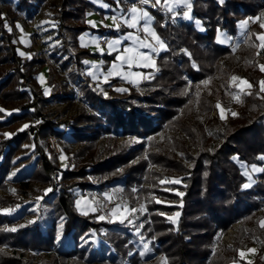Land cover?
Segmentation results:
<instances>
[{
  "label": "trees",
  "instance_id": "trees-1",
  "mask_svg": "<svg viewBox=\"0 0 264 264\" xmlns=\"http://www.w3.org/2000/svg\"><path fill=\"white\" fill-rule=\"evenodd\" d=\"M42 1L47 0H2L7 9L22 10L28 17ZM133 1L120 0L119 8L116 0H60L58 8L48 1L51 8L46 12L54 25L41 29L51 55L59 60L60 69L74 62L70 77L93 110L81 104L59 123L48 111L49 95L37 81V62L42 61L16 52L14 34L5 29L0 17V244L48 249L50 259L43 264H57L60 259H69L68 264H157L160 252L172 264H264V227L259 221L264 215V172L252 171L257 165L264 169L260 159L264 156V91L259 83L264 52L253 46L258 45L257 34L264 30V0H191L192 19L183 17L186 9L182 5L174 6L172 13L150 7L167 49L158 51L154 71L141 81L143 93L138 92L137 84L119 82L115 76L98 85L85 72L84 61L85 55L96 52L81 48L78 42L80 33L88 28L101 34L115 31L90 24L89 12L119 14ZM245 15L255 17L244 40L233 49L229 39L220 40L219 32L230 38L240 35L238 22ZM70 20L74 24L68 26ZM238 62L237 75L250 81L251 87L229 84L224 67L233 68ZM213 73L215 78L210 77ZM234 97L235 115L222 119L210 114L216 101ZM163 126L176 134L163 132V141L155 139L151 134ZM50 131L67 144L78 142L76 152L86 149L95 162L61 164L59 153L45 141ZM111 132L124 137L99 151V135ZM132 135L149 136L147 147L144 139L131 144ZM184 135L196 145V153L188 151L190 143L183 145ZM179 144L191 166L183 165V156H166V148ZM144 149L151 161L161 164L160 175L167 179L164 186L152 187L157 196L150 198L147 212L129 224L127 219L124 223L118 218L99 220L77 210L76 193L87 185L99 190L120 185L132 197L130 184L146 178L149 170L144 156L129 161ZM119 164L124 169L115 174ZM87 171L107 177L91 183L85 177ZM244 184L251 186L244 188ZM29 186L39 193L29 196ZM141 220L145 224L139 228ZM235 221L237 234L232 244L223 246L220 234ZM246 239L256 246L250 260L242 259L237 251ZM212 244L221 253L211 250ZM29 262L15 250L0 249V264Z\"/></svg>",
  "mask_w": 264,
  "mask_h": 264
},
{
  "label": "rangeland",
  "instance_id": "rangeland-1",
  "mask_svg": "<svg viewBox=\"0 0 264 264\" xmlns=\"http://www.w3.org/2000/svg\"><path fill=\"white\" fill-rule=\"evenodd\" d=\"M48 1L49 0L40 2L39 7H37V10L30 17H28L22 12V10H14V8L7 9V7L3 4L2 0H0V13L3 14V17L1 18L3 20V25L5 29L8 32H11L12 34H14L13 35L14 36V46H15L16 52L19 54L23 52L24 53L23 56H26L28 58L31 56L35 58L37 61L38 60L42 61V63L37 62L38 68H39L38 69L39 71L37 73V81L39 85L43 88L44 93H47L49 95L47 98L48 99L47 103H46V107L48 111L52 115L53 120L59 123V122H63L67 120L76 111L77 107L81 104H83L85 106V109H87L88 111H93V110L89 106L88 103L82 100V97L80 95L81 91L79 89L80 87H78V85L70 77L71 74L69 73V70L71 71L74 69V62L72 61L70 62L68 67L60 69L58 68V65H57L59 60H57L56 57H53L51 55V48L48 46L47 41H46L47 35H45L46 33H44L41 29L42 27L54 25L53 17L51 16V14H48L46 12V8L48 6H49L48 8H51L50 5L48 4ZM52 1L55 2V5H54L55 8H58V6H60L59 5L60 0H52ZM132 4H136V3L133 2ZM174 6L176 7L178 5H174ZM139 7H145V10L149 12V14L153 17V20H154L156 15L152 11L151 8H148V7H151L150 5H147V6L142 5ZM105 15L107 16L109 14H105ZM254 17L255 16L253 15L252 16L245 15L244 17L241 18L243 21H247L248 23L246 25V28L244 29L240 28L241 30L240 35H235V36H232L231 38L229 37V40H230L229 44L233 46V49H236L241 43V41L244 40L243 38L250 26V23L253 22ZM39 18L41 19L40 26H38L37 24V21L39 20ZM97 19L96 20L95 18L92 19V22H93L92 25L94 24L95 26H99ZM73 24H74L73 20L67 21L68 26H71ZM5 25H7V27ZM17 25H19L20 27L18 28ZM101 26L105 27L104 25H101ZM152 27L155 29V31L159 35L157 31L158 29H156V25L153 21H152ZM9 28L11 29V31L8 30ZM99 32L100 31L91 30L90 28L85 29L83 31V34H84L83 38L85 36L88 39L89 46L87 47L95 52L104 51L105 45H103L101 42L98 41V36L100 34ZM137 35H140L142 37L144 36L139 33H137ZM79 36H81V33ZM258 36H264V31L259 32L257 34V37ZM110 37H113V34H111ZM258 45H259L258 49L264 52V41L259 39ZM139 51L148 53L149 55H151L153 57V60L155 61V67H156V56L152 54V51L150 49L143 48V49H140ZM94 54L95 53H90V55H85L84 56V59H86L85 61L90 63L93 60L94 61L97 60V57ZM64 57L65 56H62L59 58H64ZM261 64L264 65V62ZM238 66H239V62L238 64L233 63L232 64L233 68H229L226 66L224 67L225 70H227V77L230 82L229 84L230 85L235 84L239 88L243 86H249L250 81L245 79L243 76L237 75L239 71ZM155 67L149 66L146 68L153 70L155 69ZM233 76H236L240 79L233 81L231 79V77ZM210 77L215 78L216 73H213L212 75H210ZM186 80L188 83L192 82V78L188 75H186ZM260 80L264 81V71L261 75ZM203 81L204 79H200L201 83H205ZM244 81H247V83H244ZM119 82H122V80H120ZM137 85H138L137 86L138 92L143 93L145 91L144 84L140 82ZM194 91H196V89H194ZM65 93H68L69 95H64ZM234 102H235V97L227 102L216 101L215 105L210 108L209 112L212 116H218L219 118L223 116V119H224L228 114L234 113V110H235L233 107ZM134 103L136 105L139 104L138 101H134ZM217 104L220 105V108L216 107ZM154 113L155 112L152 111L151 114H154ZM200 117L201 118L204 117V114L202 112L200 113ZM203 126L204 128H206L207 124ZM194 130L196 131V127H194ZM163 132H166L168 135L174 134V133L176 134L174 129L163 126L161 129L156 130L151 135L154 136L155 139L158 138L163 141L162 139ZM49 134H54V136L56 137L57 143H58L57 144L58 151L54 150L51 140L49 139ZM109 135L107 133H101L99 135L98 137L99 142H97L99 151L103 150L107 146V144L112 146L116 142L121 141L124 137L123 134L121 133L116 134L115 132H111ZM148 137L149 136H145V138L143 137L141 138L140 135L139 136L132 135L131 137H129V140H130V143L133 144L135 142H139V141H142V139H144L145 147H147L148 145L147 141L149 140ZM184 138L185 139L183 140V145L189 144L190 138H188L187 135H184ZM45 141L48 143L49 148H51L53 152L59 153L61 164L72 166L74 164H80L83 162H87V164L95 162V158L90 157L87 154L86 149L79 150V152H76V150L79 148L78 142L67 144V142H65L63 139L58 137V135L53 131H50L46 134ZM181 144H179L178 146L174 148H170V149L166 148L167 149L166 156H168L169 159L173 157L183 156L182 157L183 165L185 164L186 166H191L190 159L184 156L185 150H183ZM168 145L169 144H167L166 146ZM188 151L191 153H196L197 152L196 145L193 143H190V145L188 146ZM141 156L142 157L144 156L145 159L148 161L146 167L149 170V172L146 178L142 177L143 179L141 178H140L141 180L139 179L140 182L139 180H136L130 184L133 199L126 192V188L120 185L103 186L102 189L100 190L96 187H91V186L88 187L87 185L83 188L82 192L79 191L76 193V196H75L76 198L74 199V202H75V207L77 208V210L83 213L94 214L95 217L97 218L99 216H104L109 219H114V218L122 219L124 217H127L130 220L134 217L140 216L141 214L147 212V209H148L147 204L150 198L157 196L152 187L156 185L164 186L162 185L163 184L162 182L167 181V179L165 178V176L160 175L163 169L161 164H159L158 162L156 163L155 161H151L145 149L143 150L142 153L140 152L134 153V155H132V157L130 158L129 163L138 160L139 158H141ZM255 167L260 168L259 165ZM115 168L116 170L114 172L116 174L120 170L124 169V165L119 164ZM85 177L87 178V181L89 180L91 183L98 184L100 179L101 180L105 179L107 175L104 176V175H101L100 172L87 171L85 173ZM75 178L77 179L80 177L75 176ZM172 179L178 180V177H172ZM141 187L143 188L147 187L148 189H143V188L141 189ZM76 190L78 191L77 187H75L74 191ZM147 190L150 191L149 194ZM0 192H2L1 189H0ZM27 193L29 196H32V195L34 196L39 193V189L36 188L35 186L34 187L29 186L27 187ZM15 195H18L19 197L23 196V194L19 192H16ZM139 195H140V198H138ZM77 202H79V208L77 207ZM116 205H126L128 208L137 209V211L131 215H129L127 211H118L116 215H112L111 210ZM141 206H143L144 211H140ZM93 207L97 209L95 212L91 211ZM260 218H261L259 220L260 223L264 222V215H262ZM140 222L141 223L138 224L139 228H141L140 225L145 224L143 220H141ZM237 225H238V221H235L231 224L230 227H228V229L221 232L222 234H220L219 242L222 243L223 246H228L232 244L237 234L236 233ZM250 240L251 239L249 240L246 239L245 241H243V244L239 245V247L237 248L238 254L239 256H241L242 259L244 258V259L250 260L256 254V248H255L256 246H254V244L251 243ZM217 246H218L217 244L215 245L212 244L211 250H213L216 253H221V250L217 249L218 248ZM0 249L6 250L7 252H13V250H15V252L21 253L24 258L30 259V262H29L30 264H43V261H48L50 259V254H51L49 253L50 251L48 249L21 248L20 246H15L13 248L3 243L0 244ZM251 250H254V251H251ZM241 253H243V255H241ZM68 260L69 259H67L66 261H62L60 259L57 261V264H68L67 262ZM234 263L239 264L238 261H234ZM108 264H113V263H108ZM157 264H172V263L169 262L164 252H160Z\"/></svg>",
  "mask_w": 264,
  "mask_h": 264
},
{
  "label": "snow or ice",
  "instance_id": "snow-or-ice-1",
  "mask_svg": "<svg viewBox=\"0 0 264 264\" xmlns=\"http://www.w3.org/2000/svg\"><path fill=\"white\" fill-rule=\"evenodd\" d=\"M223 2V0H221ZM117 8H119L120 0H116ZM139 5H150L152 8H157V9H164L169 13L173 12V7L174 5H182L183 9L182 10V15L185 19H192L190 13L192 9V2L191 0H138ZM103 7H108V5H103ZM127 15L125 17H117L113 15L111 19L113 20L114 26L116 27L117 30L121 28V20L123 25H126L127 28L129 29H136L137 32H142L145 35L142 37L140 35H137L133 32H128L126 36L123 37L124 40H131L134 42V44L137 46L135 49L131 47H125L123 49V53L120 55L116 56V60L120 61L121 65H127L129 69H131L133 66L137 67H155V61L153 60V57L149 55L148 53L140 52L138 51L139 48H147L150 49L152 52H158L160 50H166L167 45L166 43L162 40V38L157 34L155 29L152 27V21L153 17L149 14L147 10L143 7H139L136 4H134L132 7L126 10ZM0 17H3V14L0 13ZM143 22V23H141ZM93 23V22H89ZM247 21H243L240 24V28L244 29L246 28ZM197 24H199V21H197ZM7 27V25H5ZM94 26V24H93ZM19 28L20 26L17 25ZM261 27H264V23L261 24ZM11 31V29H8ZM22 30V29H21ZM150 38V39H149ZM258 39L264 41V36H258ZM154 42V43H153ZM121 44V40L117 39L108 44L109 49L111 50H117L116 46ZM254 47H259V45H253ZM20 55H24L23 52L20 53ZM87 64L88 62L85 61ZM118 68L117 64L112 65V69L116 70ZM260 70L264 71V65L260 66ZM113 74V71L108 72V76H111ZM92 75V73H90ZM131 75H140L138 73H132L128 72L127 75H125L123 78L127 79L128 76ZM147 78V77H143ZM233 81H236L240 78L233 76L231 77ZM130 83H136V81H129ZM207 83V82H205ZM244 83H247V81H244ZM261 85V91H264V81L260 82ZM251 87V85H249ZM117 91H126V89H117ZM47 94V93H46ZM217 108H220V105H216ZM235 115V113H233ZM223 119V116L221 117ZM25 128L28 127V125L24 126ZM9 135V134H6ZM261 160H264V156L260 157ZM253 172H264V169L262 168H256L255 166L252 167ZM247 175V172L245 173ZM178 183L179 181H174ZM250 184H244V188L250 187ZM47 191H51V189H48ZM159 202V201H157ZM77 207L79 208V202H77ZM97 209L93 207L91 211L95 212ZM118 211H127L129 215L134 214L137 209L135 208H128L126 205H116L112 210L111 214L116 215ZM140 211H144L143 206H141ZM87 214V213H85ZM179 214L177 213V216ZM99 220H104V216H99ZM125 219L128 220V223L131 224L132 220L128 219L127 217H124V219H121L120 222L124 223ZM171 219V218H170ZM175 223V221H172ZM143 225H140L142 227ZM261 227H264V222L261 223ZM11 231H15V229H11ZM145 249L147 250V245H145ZM254 251V250H251ZM143 254V253H142ZM243 255V253H241Z\"/></svg>",
  "mask_w": 264,
  "mask_h": 264
},
{
  "label": "crops",
  "instance_id": "crops-1",
  "mask_svg": "<svg viewBox=\"0 0 264 264\" xmlns=\"http://www.w3.org/2000/svg\"><path fill=\"white\" fill-rule=\"evenodd\" d=\"M133 5L134 4H130L121 13H119V14H110V16L109 15L106 16L105 14H100L97 11H91L87 15V18L89 19L88 22H90V21L92 22V19L95 18V20H96L98 18L97 22H98L99 26L100 25H104L106 28L110 27V28H113L115 30V31H113V33H111V34H113V37H110V34H101V33L99 34L98 41L101 42L103 45H105L104 46V51L96 52L94 55H96L97 60H95V61L93 60L90 63L88 62L86 64L87 66L85 67V72L88 74V76L92 80H95V82L98 85L101 82H103V81L109 80L112 76H115V77H117L120 80L125 81V82L126 81H128V82L129 81H136V83H131V84H138V83H140L143 80V77H148L150 75V73L154 71V69L153 70L152 69H147L146 67H143V66H141V67L133 66L131 69H129L127 67V65H121L120 61L116 60V56L122 54L123 53V49L125 47H131V48H134V49L137 47L134 44L133 41L124 40L123 39V37L126 36L128 32H133L135 34L139 33L141 35H145L142 32H137L136 29L127 28L126 25H123L122 20H121V28L119 30H117L116 27L114 26L113 20L111 19V17L113 15H115L117 17H125L127 15L126 10L129 9L130 7H132ZM143 8H145V7H143ZM148 8H150V7H148ZM241 22H243L242 19L238 22L239 26H240ZM90 24H92V23H90ZM85 32H87V31H85ZM83 35L84 34L82 32L81 36H79L80 38H78L79 44L82 45L83 48L91 50L90 48L87 47V46H89L88 45V39L85 36L83 38ZM219 35H220L219 36L220 40L222 39V40L228 41L229 37H228V35L226 33H224V31L221 30L219 32ZM101 36H105L106 37V40L104 42L101 40ZM117 39L121 40V44L116 46L117 50L109 49L108 44L110 42L114 41V40H117ZM140 49H143V48H139L138 51ZM92 52H95V51H92ZM108 53H112V57H108L107 56ZM157 53L158 52H152V54H154V56H156V57H157ZM114 63L118 65V68L116 70L112 69V65ZM109 71H113V74L111 76H108V72ZM129 71L132 72V73H138L140 75H131V76H128L127 79H124L123 77L125 75H127V73ZM90 73H92V75H90Z\"/></svg>",
  "mask_w": 264,
  "mask_h": 264
},
{
  "label": "built area",
  "instance_id": "built-area-1",
  "mask_svg": "<svg viewBox=\"0 0 264 264\" xmlns=\"http://www.w3.org/2000/svg\"><path fill=\"white\" fill-rule=\"evenodd\" d=\"M133 2L136 3V5L138 6H142V5H139L138 4V0H134ZM101 40L104 42L106 40V37L105 36H101ZM49 139L51 140V143L53 145V148L55 151H58V147H57V139L56 137L54 136V134H49ZM90 191V190H89Z\"/></svg>",
  "mask_w": 264,
  "mask_h": 264
}]
</instances>
